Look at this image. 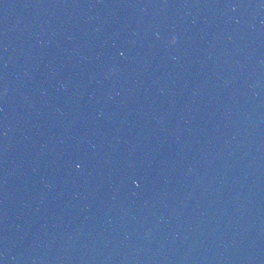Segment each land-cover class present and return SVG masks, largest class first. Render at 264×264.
I'll return each mask as SVG.
<instances>
[{"label":"water","instance_id":"water-1","mask_svg":"<svg viewBox=\"0 0 264 264\" xmlns=\"http://www.w3.org/2000/svg\"><path fill=\"white\" fill-rule=\"evenodd\" d=\"M0 264H264V0H0Z\"/></svg>","mask_w":264,"mask_h":264}]
</instances>
